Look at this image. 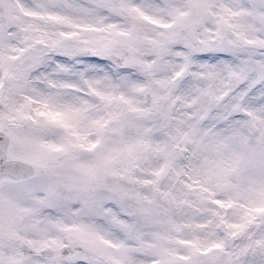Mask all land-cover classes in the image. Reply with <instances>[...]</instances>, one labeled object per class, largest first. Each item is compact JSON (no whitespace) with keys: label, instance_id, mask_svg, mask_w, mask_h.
<instances>
[{"label":"snow or ice","instance_id":"snow-or-ice-1","mask_svg":"<svg viewBox=\"0 0 264 264\" xmlns=\"http://www.w3.org/2000/svg\"><path fill=\"white\" fill-rule=\"evenodd\" d=\"M0 264H264V0H0Z\"/></svg>","mask_w":264,"mask_h":264}]
</instances>
